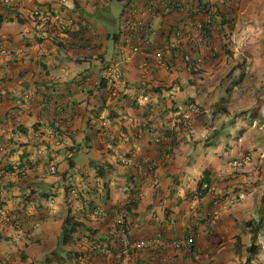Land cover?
Wrapping results in <instances>:
<instances>
[{"label":"crops","instance_id":"obj_1","mask_svg":"<svg viewBox=\"0 0 264 264\" xmlns=\"http://www.w3.org/2000/svg\"><path fill=\"white\" fill-rule=\"evenodd\" d=\"M137 1L148 0L0 5V264H119L123 232L160 241L131 264H264V52L254 58L262 95L250 101L243 60L226 51L264 33V0L249 2L253 24L247 0H185L166 21L146 16L148 55L120 31ZM188 8L198 10L188 38L172 46L167 28ZM189 49L202 57L196 72ZM222 54L237 60L226 73ZM205 178L215 190L201 195ZM69 212L82 225L62 246Z\"/></svg>","mask_w":264,"mask_h":264},{"label":"built area","instance_id":"obj_2","mask_svg":"<svg viewBox=\"0 0 264 264\" xmlns=\"http://www.w3.org/2000/svg\"><path fill=\"white\" fill-rule=\"evenodd\" d=\"M0 5H14L19 6V3H14L13 0H0ZM185 0H148L147 2H135V4L126 7L121 20V35L123 38L124 46L130 47L132 52L148 55V52L145 50V45H154V36L156 31L152 28L150 23L145 20L146 16L149 18H159L163 21L169 19L171 15L179 14L185 9ZM196 12L198 10H195ZM195 11H191V9H186V18H181L183 25L179 27L168 26V31L173 38V45L178 46L182 43V40L188 38L189 31L188 28L193 23V13ZM60 22V21H59ZM170 23H167L168 25ZM200 29H203V26H200ZM153 56L155 59L163 62L164 52L162 48H153ZM184 58L191 69L196 72L200 68V64L202 63V57L196 56L192 49L187 51L184 55ZM116 69V68H115ZM116 72V70L114 71ZM203 189L207 190H215L210 183L204 182ZM135 198V197H133ZM132 199H129L127 202L131 203ZM17 234L24 235L26 230L24 226H17ZM120 249H121V261L119 264H131L133 259L134 252L138 250H143L145 248L152 247L158 244V238H152L147 240H132L126 233L121 234L120 238ZM194 243L193 237H187L182 239H177L172 242V245L175 248H182L185 246L192 245ZM164 244V242H163Z\"/></svg>","mask_w":264,"mask_h":264},{"label":"rangeland","instance_id":"obj_3","mask_svg":"<svg viewBox=\"0 0 264 264\" xmlns=\"http://www.w3.org/2000/svg\"><path fill=\"white\" fill-rule=\"evenodd\" d=\"M253 4V0H247L246 1V5L244 6V8H246L247 10L250 11V14H245L244 16H246V22L247 24H253L254 23V19L255 17L259 16V13L257 10H260L259 7H256L255 5H251L250 3ZM121 12V7L120 5L116 7V5L114 4V8H113V16L114 18L118 19L119 13ZM246 39H243V43L240 44L238 41L239 36H236L232 41L228 40L227 42L229 43V47L233 48V52L231 51L230 48H227L226 51L231 53V57L233 56L234 58L238 57L239 60H243V62L241 63V65H236L239 66L242 70L244 69V75H245V82H244V86H243V92L244 94H249L250 97H248V99L250 101H253V99L257 96V95H262L259 94L260 91L257 90L258 85L256 79L258 78L257 76V68L255 65V54L257 53H262L264 52V49H260L258 48L259 44L261 42H264V33H261L260 35L255 32V31H250L246 33ZM230 37V36H229ZM230 39V38H229ZM225 44H228V43ZM111 45L112 43H110V51H111ZM244 45H246L244 47ZM223 55V54H222ZM237 55V56H236ZM222 60L226 59V63L223 66V73H226L230 68L233 67V62H236L237 60H232L231 57H225L224 55L222 56ZM240 61V62H241ZM246 65H245V64ZM234 68V67H233ZM254 97V98H253ZM248 100V101H249ZM226 101H222V105L225 106L226 108ZM260 106H264V103H261ZM230 121V120H228Z\"/></svg>","mask_w":264,"mask_h":264},{"label":"trees","instance_id":"obj_4","mask_svg":"<svg viewBox=\"0 0 264 264\" xmlns=\"http://www.w3.org/2000/svg\"><path fill=\"white\" fill-rule=\"evenodd\" d=\"M219 16H221V20L223 23L227 22L228 20H226L224 14L221 15V13L218 11L217 13ZM4 21V16L3 14L0 12V24ZM210 27L209 26H205L203 27L204 31L206 30V32H203V36H210L211 33H210ZM220 36H222V34L220 33ZM218 110L221 111V112H226V108H221L220 106H218ZM206 180L208 178H205ZM209 183V179L207 181ZM203 183L204 182H201V187H200V190L199 192L201 193H204V191H207V189H203L202 186H203ZM82 225V222L78 221L76 218H74L70 212L67 214L66 218L64 219V223H63V228H62V233L60 235V240H59V243L60 245H66V244H69L71 243L73 240H74V233L77 231V229ZM260 225L261 223L259 222L258 224L255 225V228L254 229V236H255V233H257V231L260 229ZM120 256H121V249H120ZM122 258V256H121Z\"/></svg>","mask_w":264,"mask_h":264}]
</instances>
